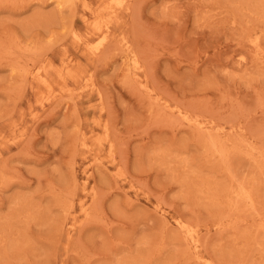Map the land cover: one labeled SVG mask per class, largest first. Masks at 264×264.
<instances>
[{
  "label": "rangeland",
  "instance_id": "obj_1",
  "mask_svg": "<svg viewBox=\"0 0 264 264\" xmlns=\"http://www.w3.org/2000/svg\"><path fill=\"white\" fill-rule=\"evenodd\" d=\"M263 234L264 0H0V264H264Z\"/></svg>",
  "mask_w": 264,
  "mask_h": 264
},
{
  "label": "bare ground",
  "instance_id": "obj_2",
  "mask_svg": "<svg viewBox=\"0 0 264 264\" xmlns=\"http://www.w3.org/2000/svg\"><path fill=\"white\" fill-rule=\"evenodd\" d=\"M70 6V5H69ZM254 40H256L255 38H254ZM100 42H102V41H100ZM95 47V46H94ZM25 72V71H24ZM138 78H140V77H138ZM53 79V78H52ZM143 87V86H142ZM141 87V88H142ZM37 88V87H36ZM60 88H61V86H60ZM221 131V130H220ZM81 135V134H80ZM211 140V139H210ZM100 143V142H99ZM247 143V142H246ZM220 145V144H219ZM88 146V145H87ZM221 149V148H220ZM225 152V151H224ZM249 153V152H248ZM213 158V157H212ZM96 159V158H95ZM234 188V187H233ZM240 189V188H239ZM240 191V190H239ZM244 192V191H243ZM240 193V192H239ZM242 194V193H241ZM227 198V197H226ZM230 200V199H229ZM226 206V205H225ZM87 213H89V212H87ZM178 225H179V223H177ZM184 223H182V225H183ZM233 224V223H232ZM182 225H181V227H182ZM183 226H186V225H183ZM192 228V227H191ZM192 230V229H191ZM197 230V229H196ZM196 232V231H195ZM262 232H263V230H262ZM189 231H188V234L187 235H189ZM197 234V233H196ZM262 234V233H261ZM264 235V234H263ZM192 238V237H191ZM193 239V238H192ZM258 239V238H257ZM192 241V240H191ZM192 243H193V241H192ZM254 245H252V247H253ZM256 246V245H255ZM259 246V245H258ZM257 248V247H256ZM196 251V250H195ZM198 260V259H197ZM202 260V259H201ZM205 260V259H204ZM203 260V261H204ZM206 261V260H205ZM206 264H208L207 262H205Z\"/></svg>",
  "mask_w": 264,
  "mask_h": 264
}]
</instances>
